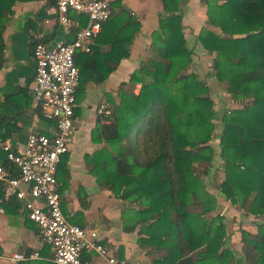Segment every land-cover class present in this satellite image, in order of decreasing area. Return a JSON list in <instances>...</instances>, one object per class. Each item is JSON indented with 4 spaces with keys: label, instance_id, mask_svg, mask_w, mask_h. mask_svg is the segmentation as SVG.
<instances>
[{
    "label": "trees",
    "instance_id": "1",
    "mask_svg": "<svg viewBox=\"0 0 264 264\" xmlns=\"http://www.w3.org/2000/svg\"><path fill=\"white\" fill-rule=\"evenodd\" d=\"M17 1L30 0H0V37ZM204 1L208 21L223 36L202 30L199 41L216 54L215 77L240 106L221 119L224 181L219 190L235 209L261 219L255 232L240 229L241 253L246 264H264V0ZM161 2L167 15L152 34V56L119 85L115 98L107 95L111 122L96 118L92 140L98 137L109 149L86 156L85 163L100 187L138 208L136 225L144 224L140 245L153 248L155 264H241L224 247V218L206 219L215 200L196 172L205 166L206 174L216 155L211 145L214 101L199 76L187 73L192 59L182 32L180 0ZM115 4L89 51L74 56L80 77L76 103L88 84L103 83L129 57L140 24L123 9L115 12ZM72 16L81 28L87 25L84 16ZM2 61L0 43V68ZM37 112L41 115L39 108ZM194 205L202 206V212H191ZM51 258L21 264H53Z\"/></svg>",
    "mask_w": 264,
    "mask_h": 264
},
{
    "label": "crops",
    "instance_id": "2",
    "mask_svg": "<svg viewBox=\"0 0 264 264\" xmlns=\"http://www.w3.org/2000/svg\"><path fill=\"white\" fill-rule=\"evenodd\" d=\"M213 1L209 0L211 4ZM115 5V12L123 9L137 19L139 30L129 47V57L122 59L117 69L103 83H90L85 87L83 97L74 109L75 123L70 149L62 157L56 177L62 185L61 209L69 215L70 223L96 231L100 244L111 255L127 260L129 264H155L158 257L152 252L153 248L140 245L144 224L136 225L134 210L138 208L128 201L118 199L107 188L100 187L85 163L86 156H92L103 148L109 149L98 137L92 140L98 106L109 104L106 102L107 95L115 98L119 85L129 80L144 58L152 56V34L159 29V19L167 15L161 0H117ZM179 6L182 32L192 59L187 73L199 76L214 101L215 131L211 145L216 155L206 174H198L205 191L215 200V209L206 215V219L211 222L216 216L224 218L227 228L224 247L232 251L236 260L246 264L244 257H239L236 252L241 250L240 229L242 226L253 227L257 219H250L243 211L235 210L219 190L224 181L223 162L218 146L223 129L221 119L225 113L240 106L226 94V84L219 83L215 77L213 63L216 54L206 51L199 41L202 30L218 36L223 34L219 27L208 21L207 4L204 0H180ZM72 14L70 17L73 19ZM72 38V34L58 24L52 0L15 2L0 37L3 60L0 68V142L22 151L31 132L45 135L53 133V124L38 114L31 100L30 86L34 75L32 48L37 43L52 46L72 41ZM138 89L139 86H136L135 93H138ZM3 156L0 150V157ZM201 169L203 171L206 168L204 166ZM22 188L28 190L27 187ZM35 203L41 204V201L37 200ZM82 203H85V207H82ZM202 210L203 207L199 205L190 207V211L194 213ZM0 251L5 257L14 253L31 256L38 251L41 259L31 261L48 262L52 255L48 246H41L36 224L27 218V213L16 201H0ZM90 258V255L84 257L86 260ZM0 264L9 263L2 260Z\"/></svg>",
    "mask_w": 264,
    "mask_h": 264
},
{
    "label": "built area",
    "instance_id": "3",
    "mask_svg": "<svg viewBox=\"0 0 264 264\" xmlns=\"http://www.w3.org/2000/svg\"><path fill=\"white\" fill-rule=\"evenodd\" d=\"M52 1L58 24L72 34L73 41L52 46L34 45L30 94L33 106L41 110L43 119L53 124V133L31 132L22 151L0 142L4 154L0 158V201L21 204L27 218L38 228L41 246L50 247L53 264H129L127 260L111 255L98 241L96 231L70 223L69 215L61 209L62 185L56 177L62 157L69 152L74 132V109L80 81L74 56L77 51H89L92 39L110 19L112 4L117 0ZM72 13L84 16L86 27L81 28L79 21L70 17ZM97 115L109 123L112 108L103 103L98 106ZM37 200L41 204H36ZM85 255L91 258L86 260ZM40 259L38 251L31 256L14 253L10 257L0 251V261L7 260L9 264Z\"/></svg>",
    "mask_w": 264,
    "mask_h": 264
},
{
    "label": "rangeland",
    "instance_id": "4",
    "mask_svg": "<svg viewBox=\"0 0 264 264\" xmlns=\"http://www.w3.org/2000/svg\"><path fill=\"white\" fill-rule=\"evenodd\" d=\"M110 105V104H109ZM110 107H111V105H110ZM112 108V107H111ZM202 167L201 166H199V167H197L196 168V172H197V174H200L201 172H202V169H201ZM235 209V208H234ZM235 210H237V209H235ZM239 211V210H238ZM245 213V212H244ZM242 215H243V212H242ZM250 219H253L252 217H250ZM250 221H252V220H250ZM256 222L255 223H260L261 222V219H257V220H255ZM231 223L229 222V225H230ZM255 226V225H254ZM253 226V227H254ZM243 227V226H242ZM253 227H247V228H243V229H248V230H250V231H253V232H255V229H253ZM241 232H240V244H242L241 243ZM236 250H234V252H235ZM238 254V256L239 257H242L243 258V255L242 254H240L241 253V250H238V251H236ZM236 258V257H235ZM238 259H240V258H238ZM241 261V260H240ZM241 264H242V261H241Z\"/></svg>",
    "mask_w": 264,
    "mask_h": 264
}]
</instances>
